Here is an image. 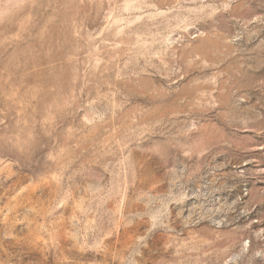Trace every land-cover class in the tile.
<instances>
[{
  "label": "rangeland",
  "instance_id": "374dc122",
  "mask_svg": "<svg viewBox=\"0 0 264 264\" xmlns=\"http://www.w3.org/2000/svg\"><path fill=\"white\" fill-rule=\"evenodd\" d=\"M0 264H264V0H0Z\"/></svg>",
  "mask_w": 264,
  "mask_h": 264
}]
</instances>
